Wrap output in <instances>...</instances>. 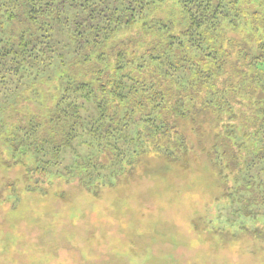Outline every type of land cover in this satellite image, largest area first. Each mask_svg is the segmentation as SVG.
I'll list each match as a JSON object with an SVG mask.
<instances>
[{
	"label": "trees",
	"instance_id": "trees-1",
	"mask_svg": "<svg viewBox=\"0 0 264 264\" xmlns=\"http://www.w3.org/2000/svg\"><path fill=\"white\" fill-rule=\"evenodd\" d=\"M164 1L0 0V24L23 15L36 27L27 39L0 37V94L16 97L67 63L89 68L95 58L83 79L61 75L53 120L63 142L48 144L49 168L78 139L120 153L132 132L134 151L165 149V161L187 171L203 154L224 219L264 245V0H178L179 24L153 17ZM128 32L153 40H122ZM26 138L31 149L34 136Z\"/></svg>",
	"mask_w": 264,
	"mask_h": 264
},
{
	"label": "rangeland",
	"instance_id": "rangeland-1",
	"mask_svg": "<svg viewBox=\"0 0 264 264\" xmlns=\"http://www.w3.org/2000/svg\"><path fill=\"white\" fill-rule=\"evenodd\" d=\"M154 10L153 17L180 23L178 0ZM28 31L36 27L23 15L0 24V37L11 41ZM228 36L249 43L241 33ZM131 38L153 40L121 36ZM89 68L67 63L16 97L0 94V264H264V245L224 219L225 201L203 154L187 171L167 163L165 149L134 151L132 132L123 134L120 153L78 139L49 168L48 144L63 142L53 120L61 75L83 79ZM26 133L34 136L31 149Z\"/></svg>",
	"mask_w": 264,
	"mask_h": 264
}]
</instances>
